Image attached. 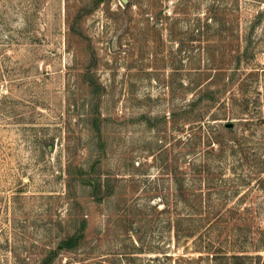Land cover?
I'll return each instance as SVG.
<instances>
[{
    "label": "rangeland",
    "instance_id": "1",
    "mask_svg": "<svg viewBox=\"0 0 264 264\" xmlns=\"http://www.w3.org/2000/svg\"><path fill=\"white\" fill-rule=\"evenodd\" d=\"M46 259L264 264V0H0V264Z\"/></svg>",
    "mask_w": 264,
    "mask_h": 264
},
{
    "label": "trees",
    "instance_id": "2",
    "mask_svg": "<svg viewBox=\"0 0 264 264\" xmlns=\"http://www.w3.org/2000/svg\"><path fill=\"white\" fill-rule=\"evenodd\" d=\"M81 235H76V236L73 235L72 237L66 239L62 245L68 247H76L80 242ZM49 261H50L49 259H46L44 261V264H50Z\"/></svg>",
    "mask_w": 264,
    "mask_h": 264
},
{
    "label": "water",
    "instance_id": "3",
    "mask_svg": "<svg viewBox=\"0 0 264 264\" xmlns=\"http://www.w3.org/2000/svg\"><path fill=\"white\" fill-rule=\"evenodd\" d=\"M225 127H226V128H231V127H233V123H226V124H225Z\"/></svg>",
    "mask_w": 264,
    "mask_h": 264
}]
</instances>
